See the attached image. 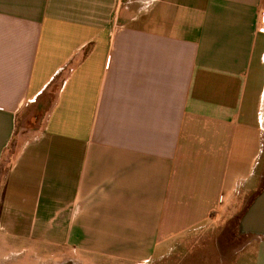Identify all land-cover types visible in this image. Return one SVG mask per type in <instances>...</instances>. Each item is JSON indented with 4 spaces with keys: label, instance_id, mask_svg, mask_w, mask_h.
Returning a JSON list of instances; mask_svg holds the SVG:
<instances>
[{
    "label": "crops",
    "instance_id": "1",
    "mask_svg": "<svg viewBox=\"0 0 264 264\" xmlns=\"http://www.w3.org/2000/svg\"><path fill=\"white\" fill-rule=\"evenodd\" d=\"M263 11L0 0V264H150L240 212L233 264H264Z\"/></svg>",
    "mask_w": 264,
    "mask_h": 264
},
{
    "label": "rangeland",
    "instance_id": "2",
    "mask_svg": "<svg viewBox=\"0 0 264 264\" xmlns=\"http://www.w3.org/2000/svg\"><path fill=\"white\" fill-rule=\"evenodd\" d=\"M14 148L15 143L12 142L7 149L6 156L10 155ZM4 164L5 163H2L0 165V199L4 181ZM258 175V184L259 189L261 190L264 189L263 161H260L259 163ZM241 213L242 212L234 217H232L233 213L228 214L225 218L226 223H222L220 227L218 226L211 229L209 241H206L205 243L196 242L198 233H195L194 231V234L184 238L179 246L170 252L171 254H168L158 261H152L150 264H233L235 261V251L240 249L241 252L246 255V252L250 254V251L252 250L250 237L245 235H243L242 238L235 237L239 234L238 222ZM220 222L221 220H219V224ZM200 234L203 235L207 233L201 231Z\"/></svg>",
    "mask_w": 264,
    "mask_h": 264
},
{
    "label": "water",
    "instance_id": "3",
    "mask_svg": "<svg viewBox=\"0 0 264 264\" xmlns=\"http://www.w3.org/2000/svg\"><path fill=\"white\" fill-rule=\"evenodd\" d=\"M240 222L243 229L264 234V189L250 204Z\"/></svg>",
    "mask_w": 264,
    "mask_h": 264
},
{
    "label": "built area",
    "instance_id": "4",
    "mask_svg": "<svg viewBox=\"0 0 264 264\" xmlns=\"http://www.w3.org/2000/svg\"><path fill=\"white\" fill-rule=\"evenodd\" d=\"M261 21L264 23V11L261 13ZM260 30L264 31V27H261Z\"/></svg>",
    "mask_w": 264,
    "mask_h": 264
}]
</instances>
